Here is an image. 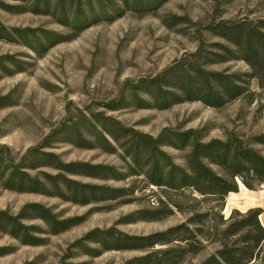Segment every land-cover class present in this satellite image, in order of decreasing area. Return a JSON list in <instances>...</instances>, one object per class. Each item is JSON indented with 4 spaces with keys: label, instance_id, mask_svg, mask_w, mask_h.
Listing matches in <instances>:
<instances>
[{
    "label": "trees",
    "instance_id": "16d2710c",
    "mask_svg": "<svg viewBox=\"0 0 264 264\" xmlns=\"http://www.w3.org/2000/svg\"><path fill=\"white\" fill-rule=\"evenodd\" d=\"M167 1L31 0L29 11L52 15L76 33L89 25L114 21L124 11L153 14ZM230 1L218 0V3ZM0 8L16 12L19 7L11 8L0 2ZM181 21L177 17L165 23L172 26ZM205 31L224 43L208 44L203 36H197L195 40L199 45L195 52L186 54L153 78L141 79L136 84L127 81L118 100L102 104L104 111L90 110L89 115L81 112L78 121L70 119V123H63L38 147L31 148L19 159L14 158L9 147L4 148L5 152L0 149V187L90 205L119 201L135 191L134 187L114 188L106 183L140 178L142 190L156 188L164 196L159 198L158 208L140 209L123 218L121 223L158 221L176 212L187 215L185 221L149 236H130L116 228L96 230L77 241L74 248L90 257H99L109 251L145 253L125 264H183L187 256L198 255L213 246V253L201 264H264V226L260 220L263 211H233L228 218L223 213L227 197L239 192V185L250 191L264 188V154L257 148H264V133L248 140L231 135L225 141L212 139L205 142L207 132L204 129H164L154 137L106 114L129 108L166 110L185 102H201L219 109L248 96L253 80L264 87V18L219 20L208 24ZM31 37L28 31H10L0 23L1 40L12 43L20 39L33 49ZM44 37L55 40L54 44L65 41L61 35L52 32H46ZM232 61L244 62L249 70L230 73L229 69H209ZM8 63L19 67L20 62L9 56L0 57V71H7ZM12 96L0 97V108L13 106ZM57 144L118 154L124 166L81 161L67 163L61 155L47 152ZM166 148L186 151V165L176 164ZM43 169H51L56 174ZM76 178L99 181L104 185L85 183ZM34 220L42 221L46 228L26 224ZM78 224L79 219H62L52 207L38 203L26 204L17 215L0 211V232L21 245H43L46 240L39 235H58ZM157 246L163 248L152 250ZM4 255L6 253L0 249V257Z\"/></svg>",
    "mask_w": 264,
    "mask_h": 264
},
{
    "label": "rangeland",
    "instance_id": "374dc122",
    "mask_svg": "<svg viewBox=\"0 0 264 264\" xmlns=\"http://www.w3.org/2000/svg\"><path fill=\"white\" fill-rule=\"evenodd\" d=\"M30 1L0 0L11 8L19 7L16 12L0 8V23L10 31H28L32 36L30 43L33 49L20 39L12 43L0 39V57L9 56L20 62L19 67L8 63L7 71H0V97L11 94L15 101L11 107L0 108V149L5 152L4 148L9 147L16 159L38 147L63 123H70V119L78 121L81 112L89 115L90 110L104 111L102 104L118 100L127 81L136 84L141 79L153 78L186 54L195 52L199 45L195 40L197 36H203L208 44L224 43L205 31L208 24L219 20L264 18V0H232L228 4L218 3V0H168L153 14L124 11L114 21L89 25L75 33L69 25L60 24L52 15H37L31 9L29 11ZM177 17L183 21L172 26L165 23ZM46 32L57 33L65 41L54 44L55 40L44 37ZM209 69H229L230 73H235L247 72L249 67L244 62L232 61ZM250 90L248 96L219 109L201 102H185L166 110L129 108L106 114L125 126L154 137L164 129H204L207 132L205 142L212 139L225 141L231 135L248 140L264 133V87L253 80ZM54 146L47 152L61 155L67 163L81 161L124 166L118 154L105 153L100 149H81L70 144ZM257 148L264 154L263 147ZM165 150L176 164L186 165V151ZM43 171L56 174L51 169ZM76 179L104 185L90 179ZM105 185L134 187L135 191L119 201L77 205L59 198L17 193L0 187V211L17 215L26 204L38 203L52 207L62 219H79L77 226L61 234L39 235L46 242L38 246L21 245L0 232V249L6 253L0 257V264H125L145 253L109 251L99 257H90L73 246L96 230L116 228L130 236H149L164 232L187 218V215L176 212L158 221L123 224V218L140 209L158 208V200L164 195L152 187L142 190L140 178L110 181ZM251 209L263 211L260 220L264 226V188L250 191L239 185V192L227 197L223 213L228 218L233 211L246 213ZM26 224L46 228L40 220ZM162 248L157 246L152 250ZM213 249L209 246L198 255L187 256L183 264H201Z\"/></svg>",
    "mask_w": 264,
    "mask_h": 264
}]
</instances>
